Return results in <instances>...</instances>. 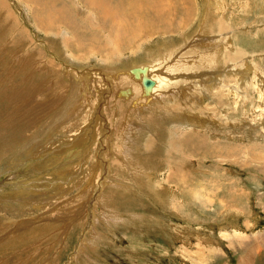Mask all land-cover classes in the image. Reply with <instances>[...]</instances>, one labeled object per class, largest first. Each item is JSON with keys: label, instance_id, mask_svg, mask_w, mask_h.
<instances>
[{"label": "rangeland", "instance_id": "374dc122", "mask_svg": "<svg viewBox=\"0 0 264 264\" xmlns=\"http://www.w3.org/2000/svg\"><path fill=\"white\" fill-rule=\"evenodd\" d=\"M141 1L0 0V264H264V0Z\"/></svg>", "mask_w": 264, "mask_h": 264}, {"label": "bare ground", "instance_id": "6f19581e", "mask_svg": "<svg viewBox=\"0 0 264 264\" xmlns=\"http://www.w3.org/2000/svg\"><path fill=\"white\" fill-rule=\"evenodd\" d=\"M88 4H90L91 6H93V8L96 10V12L99 14V17L100 18H102L104 21H108L109 23H111L112 24V27H114L116 24H117V21H116V18H117V15H118V13L119 12H117V11H119L118 10V8L119 7H117L116 8V10L110 5V2H107V0H105V1H103V0H85ZM162 1V0H161ZM158 2H160V0L158 1ZM158 2H156V3H158ZM163 3V2H162ZM135 7H134V9H132V10H140V11H142V10H144L145 9V6L142 4V1L141 0H137V3H135V5H134ZM131 11V10H130ZM129 11V13H128V15L126 14V16H130L131 15V12ZM57 13H58V15H59V17L57 18V25L59 24V23H61V24H68V20H67V17H65L64 15H62V13L60 12V11H57ZM146 14H149V12H147ZM148 16H150L151 17V14H149ZM48 20V19H47ZM48 29H49V23H48ZM229 38V37H228ZM216 49V48H215ZM214 49V50H215ZM217 49H220V47H217ZM219 52H221V51H219ZM218 52V53H219ZM161 53V52H160ZM211 53V52H210ZM240 53V52H239ZM158 55V54H157ZM167 56H168V54H166ZM166 55L164 56V55H162L161 57H162V60H163V58H167L166 57ZM174 55V54H173ZM228 56V55H227ZM158 57H160L159 55H158ZM168 58H170V57H168ZM226 60V59H225ZM204 61H210L211 63H213L214 62V60H213V57L211 56L209 59H207V60H203V62ZM154 63V62H153ZM153 63H151V66H152V68L155 66H153L152 64ZM225 63V62H224ZM207 64V63H206ZM141 67H142V65H141ZM216 67V66H215ZM140 68V67H139ZM245 72V71H244ZM131 74V73H130ZM130 74H128L129 76H130ZM155 74V73H154ZM164 74V73H163ZM132 75V74H131ZM238 75V74H237ZM240 76V75H239ZM147 78H149V77H147ZM207 78V77H206ZM150 79V78H149ZM164 79V78H163ZM152 80V79H151ZM158 81H160V80H158ZM164 82V81H163ZM175 82V81H174ZM234 85V84H233ZM140 85H138V87H139ZM137 87V86H136ZM137 89V88H136ZM193 90V89H192ZM173 93V92H172ZM183 95H185V94H183ZM189 106V105H188ZM191 107V106H190ZM174 112V111H173ZM189 114H195V112L194 113H189L188 112V114L187 115H189ZM186 115V116H187ZM186 118V117H185ZM189 119V118H188ZM62 245V244H61ZM263 247H264V245H263ZM257 252H260V251H257ZM256 255H259V253H255ZM254 256V255H253ZM202 262V261H201Z\"/></svg>", "mask_w": 264, "mask_h": 264}, {"label": "water", "instance_id": "95a60500", "mask_svg": "<svg viewBox=\"0 0 264 264\" xmlns=\"http://www.w3.org/2000/svg\"><path fill=\"white\" fill-rule=\"evenodd\" d=\"M147 72L148 68L147 67H140V68H134L132 70V73L134 74L135 78L140 79L141 76L143 75V86L145 90V94L150 95L152 92V89L155 86V82L149 78H147Z\"/></svg>", "mask_w": 264, "mask_h": 264}]
</instances>
